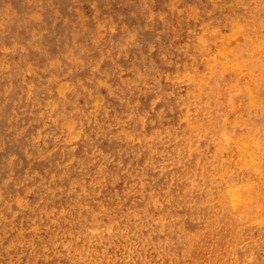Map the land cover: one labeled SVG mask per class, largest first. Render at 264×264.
Segmentation results:
<instances>
[{
    "label": "rangeland",
    "instance_id": "rangeland-1",
    "mask_svg": "<svg viewBox=\"0 0 264 264\" xmlns=\"http://www.w3.org/2000/svg\"><path fill=\"white\" fill-rule=\"evenodd\" d=\"M0 264H264V0H0Z\"/></svg>",
    "mask_w": 264,
    "mask_h": 264
}]
</instances>
